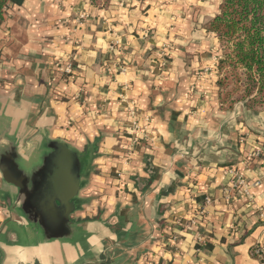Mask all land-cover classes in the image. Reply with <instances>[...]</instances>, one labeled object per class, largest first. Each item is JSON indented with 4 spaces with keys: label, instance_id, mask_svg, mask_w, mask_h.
<instances>
[{
    "label": "crops",
    "instance_id": "0c3cea01",
    "mask_svg": "<svg viewBox=\"0 0 264 264\" xmlns=\"http://www.w3.org/2000/svg\"><path fill=\"white\" fill-rule=\"evenodd\" d=\"M220 4L10 0L0 19V124L47 129L91 169L74 214L79 242L7 264H264L254 254L264 246V114L219 102L222 53L204 27ZM69 62L72 74L57 72ZM120 95L150 118L154 139L130 158Z\"/></svg>",
    "mask_w": 264,
    "mask_h": 264
},
{
    "label": "water",
    "instance_id": "95a60500",
    "mask_svg": "<svg viewBox=\"0 0 264 264\" xmlns=\"http://www.w3.org/2000/svg\"><path fill=\"white\" fill-rule=\"evenodd\" d=\"M90 169L85 154L52 139L47 129L0 124V264L8 256L79 242L81 227L71 216Z\"/></svg>",
    "mask_w": 264,
    "mask_h": 264
},
{
    "label": "trees",
    "instance_id": "16d2710c",
    "mask_svg": "<svg viewBox=\"0 0 264 264\" xmlns=\"http://www.w3.org/2000/svg\"><path fill=\"white\" fill-rule=\"evenodd\" d=\"M106 9L115 0H89ZM10 0H0V19ZM215 34L222 57L217 64L218 99L231 111L264 114V0H221L220 12L205 27Z\"/></svg>",
    "mask_w": 264,
    "mask_h": 264
},
{
    "label": "built area",
    "instance_id": "2783aa9c",
    "mask_svg": "<svg viewBox=\"0 0 264 264\" xmlns=\"http://www.w3.org/2000/svg\"><path fill=\"white\" fill-rule=\"evenodd\" d=\"M169 48H170L169 46H165L164 49L162 48V50H158L155 53L156 70L159 73V75H163L167 69L168 60H169L167 51ZM68 60L69 59H67L66 61ZM55 67L57 69V72L60 74H72V67H71L70 62L65 67L61 66L59 63ZM113 69L115 70L118 69L117 71L120 70V72H123L122 68L119 67V63L116 64ZM107 71L110 73L112 69H108ZM204 72L210 73V74L213 73L212 67L206 68ZM124 89H126L125 86H124ZM119 99L123 103H126V111H127L129 122H130V124L126 125L125 128H123L122 130L124 132L125 137L129 139V144L126 148V153H127V157L130 158L132 157L133 153L136 151V147L138 146V144L142 142L153 143L154 139L152 135L148 134L150 118L146 117V119H143L141 121L138 118L140 113H139V109L137 108L136 104H134L133 102H128V99H126L124 95H120ZM249 158H251V156H249ZM242 163H244V161ZM230 174L237 176L235 185H240L242 187L244 186L245 184L244 177L237 175V173L233 171H230ZM244 193L245 195H247L246 190L244 191ZM207 202H208V199H207ZM259 217H260V221H262L264 224V214L260 213ZM254 254L258 256L259 258H261L262 260H264V246L257 245V247L254 249Z\"/></svg>",
    "mask_w": 264,
    "mask_h": 264
},
{
    "label": "rangeland",
    "instance_id": "374dc122",
    "mask_svg": "<svg viewBox=\"0 0 264 264\" xmlns=\"http://www.w3.org/2000/svg\"><path fill=\"white\" fill-rule=\"evenodd\" d=\"M168 57H169V56H168ZM155 61H156V60H155ZM207 68H211V67H207ZM205 69H206V68H205ZM205 69H204V70H205ZM216 69H217V68H216ZM217 73H218V72H217ZM200 74H201L202 77H205V75H207V76L210 75V73H205V72H203V71H202ZM215 75H217V74H215ZM193 90H194V89H193ZM204 93H206V92H204ZM206 94H207V93H206Z\"/></svg>",
    "mask_w": 264,
    "mask_h": 264
},
{
    "label": "flooded vegetation",
    "instance_id": "af4514ba",
    "mask_svg": "<svg viewBox=\"0 0 264 264\" xmlns=\"http://www.w3.org/2000/svg\"><path fill=\"white\" fill-rule=\"evenodd\" d=\"M80 208V205L78 206V209ZM71 219L74 221L75 220V217H74V215L73 216H71ZM79 220V219H78ZM101 264H107V263H101Z\"/></svg>",
    "mask_w": 264,
    "mask_h": 264
}]
</instances>
